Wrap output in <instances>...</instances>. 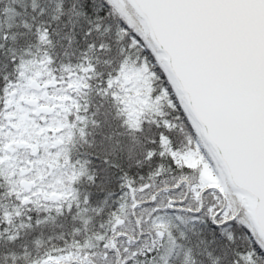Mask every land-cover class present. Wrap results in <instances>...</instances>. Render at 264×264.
I'll return each mask as SVG.
<instances>
[{
  "label": "snow or ice",
  "instance_id": "snow-or-ice-1",
  "mask_svg": "<svg viewBox=\"0 0 264 264\" xmlns=\"http://www.w3.org/2000/svg\"><path fill=\"white\" fill-rule=\"evenodd\" d=\"M0 264H264V0H0Z\"/></svg>",
  "mask_w": 264,
  "mask_h": 264
}]
</instances>
